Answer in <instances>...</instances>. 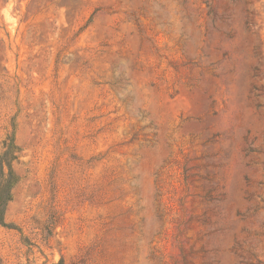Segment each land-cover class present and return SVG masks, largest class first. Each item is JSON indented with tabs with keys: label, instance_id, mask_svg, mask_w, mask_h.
<instances>
[{
	"label": "rangeland",
	"instance_id": "374dc122",
	"mask_svg": "<svg viewBox=\"0 0 264 264\" xmlns=\"http://www.w3.org/2000/svg\"><path fill=\"white\" fill-rule=\"evenodd\" d=\"M12 144L0 264H264V0H0Z\"/></svg>",
	"mask_w": 264,
	"mask_h": 264
},
{
	"label": "trees",
	"instance_id": "16d2710c",
	"mask_svg": "<svg viewBox=\"0 0 264 264\" xmlns=\"http://www.w3.org/2000/svg\"><path fill=\"white\" fill-rule=\"evenodd\" d=\"M17 149L14 144L10 145L6 152L3 155V163L4 161L7 162V165L9 167V175L7 180H5L1 190H0V225L5 226L4 222V213H5V208L7 204L11 201L12 195H11V190L13 186L17 183L18 177L16 176L13 168H12V161L15 159L14 156V150ZM3 163H2V170H0L1 175L4 177V172H3Z\"/></svg>",
	"mask_w": 264,
	"mask_h": 264
}]
</instances>
